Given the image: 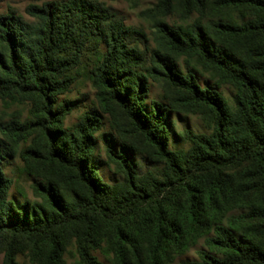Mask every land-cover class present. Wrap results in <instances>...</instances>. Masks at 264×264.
<instances>
[{"label":"trees","instance_id":"obj_1","mask_svg":"<svg viewBox=\"0 0 264 264\" xmlns=\"http://www.w3.org/2000/svg\"><path fill=\"white\" fill-rule=\"evenodd\" d=\"M179 3L180 21L155 19V27L176 56L218 70L235 88L234 107L217 89L201 86L192 71L183 72L168 52L154 48L148 57V48L139 46L147 34L125 25L99 0L32 4L31 20L14 11L0 15V99L31 103L30 118L0 122L2 264H19L17 255L26 251L36 264H64L70 243L75 264H101L94 250L112 254L117 264H165L197 233L209 250L184 264H264V0ZM158 7L169 16L174 0H159ZM223 8L259 15L241 24L210 18ZM101 43L105 50L90 75L100 104L120 108L154 149L164 164L161 179L142 173L126 142L111 132L98 136L121 177H102L95 156L97 111L64 127L77 101L58 98L76 81L85 51ZM159 76L211 113V133L192 135L183 156L168 148V105L152 100L146 107L149 79ZM16 156L33 176L34 201L8 196L12 180L2 164ZM207 172L202 179L199 173Z\"/></svg>","mask_w":264,"mask_h":264},{"label":"rangeland","instance_id":"obj_2","mask_svg":"<svg viewBox=\"0 0 264 264\" xmlns=\"http://www.w3.org/2000/svg\"><path fill=\"white\" fill-rule=\"evenodd\" d=\"M50 0H0V15L9 11H14L25 19L31 20L27 13V8L32 4L40 5ZM106 5L109 10L116 14L127 26L143 30L148 37L146 44L139 46L154 48L166 51L175 57L178 66L183 72L192 71L201 86L215 88L220 91L226 102L234 107L236 104L235 88L219 74L218 70L204 65L197 58L187 56H176L166 47L161 34L154 25L155 19H164L173 24L179 22V0H174L175 9L169 16H164L161 7H158L159 0H99ZM258 11L251 8H223L216 12H210L212 20H224L241 24L243 21L257 18ZM242 39L246 40V37ZM240 39V41L242 40ZM246 44H243L242 50ZM105 50L104 44L98 46L92 44L84 53L79 69L75 72L76 81L72 84L70 91L59 96V100L77 101L76 107L65 117L64 127L70 130L80 117L88 110H95L100 117V129L97 131V143L95 156L101 160L100 172L102 177L110 182H115L121 177L119 167L111 162L105 154L102 140L98 134L100 132H111L116 140H124L129 147V154L135 160L142 173H151L154 178L161 179V172L164 164L154 153V149L147 145L140 134L131 126L123 111L114 104L103 108L97 95V88L92 83L91 68L96 62L98 55ZM243 62L249 60L245 53L239 55ZM186 93L171 85L164 76L149 79V92L146 97V107L149 109L152 100L163 102L169 107V114L166 122L168 132V148L178 152L179 156L186 154L191 146L192 135L210 134L212 131V118L210 110L205 106H194L185 98ZM31 103L21 99H0V122L7 121L17 116L21 121L30 118ZM3 137L2 135H0ZM32 137L18 144L21 150L32 143ZM2 167L5 174L12 180L8 191L10 199L21 203L25 199L34 201L33 176L25 171L24 162L20 156L8 158L3 162ZM205 179L209 176L199 173ZM230 174L240 176V171H231ZM206 180V179H205ZM190 240V239H189ZM189 248L182 254L172 251L165 264H184L185 261L199 259V250H209L205 244L204 235L197 233V237L190 240ZM101 264H117L112 254L103 250H94ZM214 254V252H212ZM78 259L74 243L67 245L64 254V264H75ZM19 264H36L32 261L28 251L17 255ZM2 264V255L0 256Z\"/></svg>","mask_w":264,"mask_h":264}]
</instances>
